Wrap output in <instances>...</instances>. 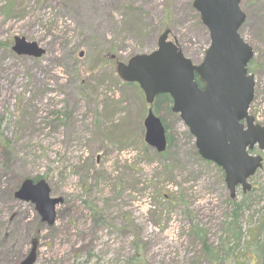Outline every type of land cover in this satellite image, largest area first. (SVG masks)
Masks as SVG:
<instances>
[{
	"label": "rangeland",
	"instance_id": "374dc122",
	"mask_svg": "<svg viewBox=\"0 0 264 264\" xmlns=\"http://www.w3.org/2000/svg\"><path fill=\"white\" fill-rule=\"evenodd\" d=\"M191 2L0 0V264H21L31 251L30 264H124L133 243L146 264H207L196 231L219 245L233 201L248 195L238 215L244 239L264 222V163L252 189L230 199L221 170L198 156L170 108L157 113L165 154L143 142V94L115 73L116 62L155 51L165 28L200 63L209 36ZM240 8L238 33L254 53L248 114L264 126V0ZM16 36L45 53L16 55ZM24 179L45 180L61 199L52 225L14 197Z\"/></svg>",
	"mask_w": 264,
	"mask_h": 264
},
{
	"label": "water",
	"instance_id": "95a60500",
	"mask_svg": "<svg viewBox=\"0 0 264 264\" xmlns=\"http://www.w3.org/2000/svg\"><path fill=\"white\" fill-rule=\"evenodd\" d=\"M239 3L240 0H192L191 6L209 36L198 65L183 56L175 39L167 40L170 30L165 29L157 38L155 51L134 55L126 63L117 62L115 68L121 81L139 85L146 104L151 105L157 95L170 96L171 111L178 114L194 137L200 157L222 169L230 198H234L237 186L242 192L249 191L248 179L262 167V157L249 152L254 147L264 152V126L255 124L247 113L253 98L254 76L246 67L253 50L238 33L245 20ZM11 50L31 58L44 54L35 42L17 36ZM195 75L202 88L194 80ZM142 124L144 142L163 152L165 130L150 108ZM14 197L33 203L42 222L54 223L55 206L61 199L50 197L44 180H23ZM32 253L21 264H30Z\"/></svg>",
	"mask_w": 264,
	"mask_h": 264
},
{
	"label": "trees",
	"instance_id": "16d2710c",
	"mask_svg": "<svg viewBox=\"0 0 264 264\" xmlns=\"http://www.w3.org/2000/svg\"><path fill=\"white\" fill-rule=\"evenodd\" d=\"M8 12H10V8H8ZM170 104L171 99L168 95H157L154 100L153 111L157 114L159 107L166 106L169 109ZM160 119L166 129L163 119ZM166 138L168 149L169 138ZM165 152L159 155L163 156ZM247 197L248 195L244 194L239 202H232L233 210L231 220L224 222V236L219 245L212 246L207 243L203 235L196 231V237L202 247L203 258L207 264H264V222L260 221L255 228L250 230L246 234V239L243 238L244 235L238 223L239 212L245 205ZM92 214L95 216L94 213ZM133 245L134 252L127 258L124 264H146L141 256V252L136 249L137 245L134 243Z\"/></svg>",
	"mask_w": 264,
	"mask_h": 264
}]
</instances>
